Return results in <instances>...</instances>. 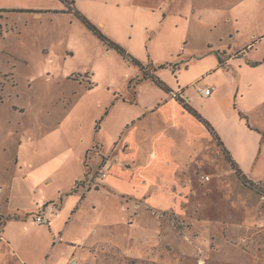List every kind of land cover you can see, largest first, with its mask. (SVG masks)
Instances as JSON below:
<instances>
[{"label": "rangeland", "instance_id": "rangeland-1", "mask_svg": "<svg viewBox=\"0 0 264 264\" xmlns=\"http://www.w3.org/2000/svg\"><path fill=\"white\" fill-rule=\"evenodd\" d=\"M138 2L82 0L74 9L68 1L42 0L38 9L9 16L7 32L6 26L0 32V186L15 185L1 212L13 218L38 214L35 201L46 192L38 186L32 195L26 177L52 180L49 195L58 184L72 193L80 180L76 191L81 192L65 198L60 220L71 206L77 217L63 239L56 234V243L45 240L37 264L48 256L69 259L90 231L102 241L114 239L122 247L123 264H264V0H205V18L188 19L189 33L186 20L135 12ZM208 16L220 23L233 17L216 40L225 30L240 47L230 46V36H223L225 52L234 54L244 43L248 47L241 117L260 139L247 146L245 176L253 184L239 178L197 119L207 134L197 131L192 149L170 127L156 128L150 114L174 99V93L200 91L199 85H191L195 72L211 68L214 57L218 60L217 50L201 45L200 34L192 32L200 26L203 34ZM90 26L126 55L109 47ZM186 36H194L198 44H186ZM171 64L179 71L172 76L165 67L160 73L171 92L142 80L141 68ZM142 111L149 112L145 119ZM106 159L108 175L143 191L146 201L138 202L144 204L138 223L130 219L135 218L132 211H122L117 192L104 189ZM8 195L5 191L0 197ZM7 226L11 234L21 230L24 237L39 236L31 224L14 220Z\"/></svg>", "mask_w": 264, "mask_h": 264}, {"label": "crops", "instance_id": "crops-1", "mask_svg": "<svg viewBox=\"0 0 264 264\" xmlns=\"http://www.w3.org/2000/svg\"><path fill=\"white\" fill-rule=\"evenodd\" d=\"M41 1L42 0H0V32H3L4 26H6L5 29L7 32V27H9L7 20L10 15L20 14L23 11H26V9H38L39 7L43 6V4H41ZM54 1H57L58 3L62 2L61 0ZM66 1L70 2L71 6H74V9H77V5H79L80 1L82 0H79V3L77 2L78 0ZM138 1L140 3L138 2L132 7V10H134L135 12L143 11L155 15L160 13L163 14V19L168 16H173L175 18H179V20H186L185 27L187 33L190 32V30L188 29L190 20H193L195 18H197L195 20H203V18H205L206 11L203 4V1L205 0ZM27 3L30 4L27 5ZM62 3L63 5H66V3L64 2ZM47 9L50 10L52 8L48 7ZM232 18L233 17H231L230 19L227 18L225 19V21L220 23L218 17L208 16L206 17V31H204L203 34L200 33L203 31L201 29L202 27L200 26H196V28H194V30L192 31L194 34H200L198 35V37L202 38V44H199L206 45L212 50H217V52L213 53L217 56L218 60L216 59V57H214L215 63L211 66V68L207 69L206 71H201L199 69L195 72L198 77L191 83V85H199L198 88H200V91L197 94L192 95L190 93V90L188 92L181 91L180 97L186 104H188L195 111L199 112V114L204 119L211 123V125L215 128L216 134L221 138V140L225 144L224 146L230 152V155L234 159V162L246 175L248 173L246 171L245 164L249 159V154L247 151L248 143L252 145L256 142H260V139L258 138L259 134H257L254 129L247 127L246 123L244 122V120H242L241 117V115L244 114L245 111L243 102L245 96L242 93L244 80V50H246V48L248 47L245 48L244 43L242 48H238V50H236L234 54L225 52V47L228 45L223 44V36H230V46L234 47L235 45V47H240L238 42H234L231 33H228V31L225 30L222 31V36L218 37L219 42H217L216 40V34H218L220 29L224 28L225 25H227V23L232 20ZM237 20L239 21V19ZM242 20L245 21V19ZM223 24L224 26H222ZM239 34L240 31L238 29L236 35ZM193 37L194 36H186L185 43L198 44L192 40ZM222 47H224V49H222ZM248 62L247 63L249 65H258V63L250 62L249 60ZM161 67L163 68L157 69L154 67V69H157L158 71L153 74L160 77L161 71L166 67V69L171 70L173 76L176 73V70L179 71L180 69L173 64L167 66L163 65ZM236 67H238V69H236ZM188 70L189 68L186 67V69H184L185 73H188ZM166 84L168 85V83ZM249 85L251 86L252 83H250ZM207 87H213V91L209 97L203 95L202 93V91ZM143 113L144 119L148 117L149 112L145 113L144 111H142V114ZM150 114L155 115L154 119L156 120V128L166 126L170 127V129H172V132L176 131L178 133L179 140L182 141V143H185L186 146H191L192 149L194 148V144L196 141V132L198 131L200 135L207 134L202 133L201 128L199 127V124L202 123L199 122L198 124V119L196 120L193 115L188 113L183 104L177 101V99H172L171 101L166 100L158 110H155L153 112L151 111ZM160 124L162 125L159 126ZM134 125L136 124L134 123ZM203 127L205 126L203 125ZM162 129L163 128H161V130ZM34 153L39 154V148H35ZM89 153L90 151H88L87 154ZM103 169L108 171V173L110 171V163L107 159L106 163L103 166ZM108 173L106 179H104V181L106 182V186L104 187V189L109 188L115 190L117 194H120V196L117 194L116 196L121 197L123 201L121 206L122 211H132L135 218L132 219L130 217V219L138 223L141 220V207L144 206V204L142 205L138 202H140L141 199H144V201H146L143 191L134 190L132 186H127L119 183L117 178H113V176L108 175ZM25 181L29 184V191L32 195L37 194L36 188L38 186L42 187L46 192L43 195L41 201H35V204L37 206H40L42 204L52 202L56 203L58 205L57 213L53 215V213H48L46 211L45 216L48 220V223L45 225L37 224V222L35 221L37 213H33L32 211L31 213L27 214L25 218V215L21 216V214L16 215L15 218H13L12 215H8L5 217L4 213H2L1 211L5 207V200L9 201V197L13 195L12 188L15 183L6 182L5 186H0V196H4L5 191H7L9 194L7 199L0 197V264H37L38 259L40 258V254L45 250V240L47 241L48 239H54L53 241L55 242L56 234H58L59 239H63V237L66 235V228L68 227V224L73 219V217H77L78 214L77 210L74 209L73 206H71L67 215L62 220H60L65 209V198H72L74 194L78 195V193H80L81 191H73V189L70 190L72 191V193H69V191L65 190L64 186L58 184L57 187L53 189V194L49 195L51 188L55 185L52 180L44 179L38 181L34 176V178L26 177ZM79 181L80 180H78L77 182ZM84 197L85 195H83L82 197V202L84 201ZM179 197L181 199H184L183 197H181V194H179ZM185 198L187 199L188 196H186ZM136 206H138L139 208L136 209ZM145 206L147 207L146 203ZM29 216H33V218H31L30 220ZM27 219H29V221H27ZM14 220L21 225L31 224L32 226H34L37 232H39V236L33 234V237H24V233L21 230L18 231V234H11V232L7 230L9 228L7 224L10 225ZM138 230L140 229L135 226V231L138 232ZM110 234H113L114 237L116 235L115 231L110 232ZM43 235L45 236L44 238L42 237ZM124 235H126V233H124ZM105 239L106 240L103 241L102 238L98 239L93 234V232L90 231L89 235L85 236V238H83V241L75 246V252H72V255L69 259L66 258L62 259L61 261H57V258L53 260L51 259L52 256H48L49 258L47 257V261L45 262L44 260L42 264H70V262L73 260H77V264H123V251L121 249L122 247H120V245L114 239H107V237ZM61 242L62 241H60L59 244H62ZM147 251L148 249L145 247L144 252L146 253ZM140 258H143V256H140ZM140 258L136 259L139 260Z\"/></svg>", "mask_w": 264, "mask_h": 264}, {"label": "trees", "instance_id": "trees-1", "mask_svg": "<svg viewBox=\"0 0 264 264\" xmlns=\"http://www.w3.org/2000/svg\"><path fill=\"white\" fill-rule=\"evenodd\" d=\"M62 2L66 3L67 4V1L66 0H61ZM81 19L89 24V22L83 17V16H80ZM91 25V24H90ZM94 33L99 36L102 40H104L106 43H108L112 49L122 53V55H126V53L122 50L121 46L111 42L109 39H106V37L101 34L99 31H97V29H95L93 26H90ZM137 66H139V64L134 61ZM163 68V67H160V69ZM141 70L143 71L144 73V77H143V81H152L156 86H158L159 88L165 90V91H168V92H171V90L169 89L168 85L162 81V79L157 76V75H154L153 73L157 72L158 70L157 69H154L152 66H148L147 68H141ZM177 101H179L181 104H183L184 108L188 111V113H190L191 115H193L196 119L199 120L200 123H202L206 128H207V131H209V133L213 136L214 140L218 143V146L223 150L230 166L232 167V169L236 172V174L239 176V178L245 182V184H253L251 181H249L247 179V177L245 176V174L242 172V170L239 168V166L234 162V159L232 158V156L230 155V152L226 149V147L224 146L225 144L223 143V141L221 140V138L216 134L215 132V128L211 125V123H209L206 119H204L200 114L199 112L195 111L194 109H192L188 104H186L184 102V100L181 98V97H178L177 98ZM79 182H77L76 184V188H74L73 191H76L77 188H78V184Z\"/></svg>", "mask_w": 264, "mask_h": 264}, {"label": "built area", "instance_id": "built-area-1", "mask_svg": "<svg viewBox=\"0 0 264 264\" xmlns=\"http://www.w3.org/2000/svg\"><path fill=\"white\" fill-rule=\"evenodd\" d=\"M212 91H213V87H207L202 91V93H203V95L209 97L211 95ZM180 96H181V93H178V94L174 93L173 94L174 99H177ZM107 173H108L107 171H104L103 173L101 172V176L103 179L106 178ZM208 179H209V177L205 178V180H208ZM38 208H39L38 209L39 211H38V214L36 216L35 221L39 225H45L48 223V220L45 216L46 211L48 213H53V215L57 213V208H56L55 204H53V203H51L49 205L48 204H42V205L38 206ZM70 264H77V260L71 261Z\"/></svg>", "mask_w": 264, "mask_h": 264}]
</instances>
